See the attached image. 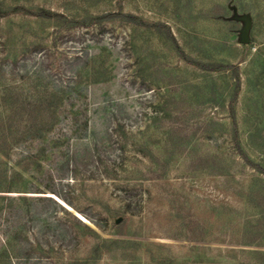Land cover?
Wrapping results in <instances>:
<instances>
[{
	"label": "rangeland",
	"instance_id": "1",
	"mask_svg": "<svg viewBox=\"0 0 264 264\" xmlns=\"http://www.w3.org/2000/svg\"><path fill=\"white\" fill-rule=\"evenodd\" d=\"M0 264H264V0H0Z\"/></svg>",
	"mask_w": 264,
	"mask_h": 264
},
{
	"label": "water",
	"instance_id": "2",
	"mask_svg": "<svg viewBox=\"0 0 264 264\" xmlns=\"http://www.w3.org/2000/svg\"><path fill=\"white\" fill-rule=\"evenodd\" d=\"M245 21H246V26H245V28L242 31V38H241V42L242 43H245L246 42V36L245 35H246V32H247V30L249 28V21L247 19H245Z\"/></svg>",
	"mask_w": 264,
	"mask_h": 264
},
{
	"label": "trees",
	"instance_id": "3",
	"mask_svg": "<svg viewBox=\"0 0 264 264\" xmlns=\"http://www.w3.org/2000/svg\"><path fill=\"white\" fill-rule=\"evenodd\" d=\"M48 14H50V13H48ZM141 24H143V23H141ZM180 52H181V54H183L182 51H180ZM184 57H186V56L184 55Z\"/></svg>",
	"mask_w": 264,
	"mask_h": 264
}]
</instances>
